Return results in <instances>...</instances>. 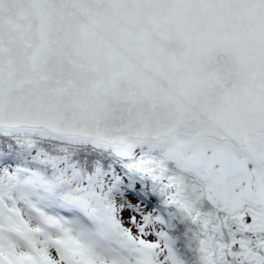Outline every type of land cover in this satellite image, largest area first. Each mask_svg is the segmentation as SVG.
Returning <instances> with one entry per match:
<instances>
[{"label": "snow or ice", "instance_id": "1", "mask_svg": "<svg viewBox=\"0 0 264 264\" xmlns=\"http://www.w3.org/2000/svg\"><path fill=\"white\" fill-rule=\"evenodd\" d=\"M0 264H264V0H0Z\"/></svg>", "mask_w": 264, "mask_h": 264}]
</instances>
